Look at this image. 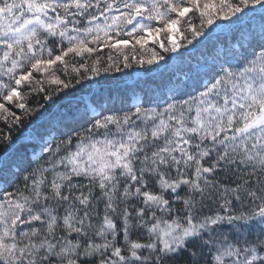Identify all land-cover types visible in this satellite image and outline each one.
Instances as JSON below:
<instances>
[{
	"label": "snow or ice",
	"instance_id": "obj_1",
	"mask_svg": "<svg viewBox=\"0 0 264 264\" xmlns=\"http://www.w3.org/2000/svg\"><path fill=\"white\" fill-rule=\"evenodd\" d=\"M0 264H264V0H0Z\"/></svg>",
	"mask_w": 264,
	"mask_h": 264
}]
</instances>
